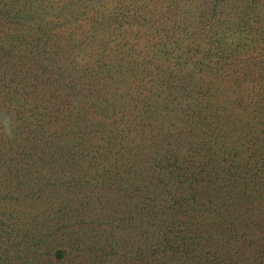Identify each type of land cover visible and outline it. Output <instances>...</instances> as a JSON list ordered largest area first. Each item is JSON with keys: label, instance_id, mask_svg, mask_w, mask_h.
<instances>
[{"label": "trees", "instance_id": "1", "mask_svg": "<svg viewBox=\"0 0 264 264\" xmlns=\"http://www.w3.org/2000/svg\"><path fill=\"white\" fill-rule=\"evenodd\" d=\"M0 264H264V0H0Z\"/></svg>", "mask_w": 264, "mask_h": 264}, {"label": "clouds", "instance_id": "2", "mask_svg": "<svg viewBox=\"0 0 264 264\" xmlns=\"http://www.w3.org/2000/svg\"><path fill=\"white\" fill-rule=\"evenodd\" d=\"M5 128H6V130L8 129V121L7 120H5Z\"/></svg>", "mask_w": 264, "mask_h": 264}]
</instances>
